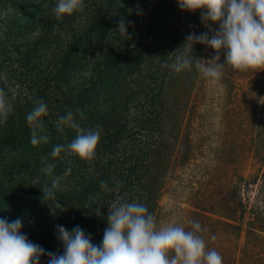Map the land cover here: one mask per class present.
<instances>
[{
    "label": "trees",
    "instance_id": "16d2710c",
    "mask_svg": "<svg viewBox=\"0 0 264 264\" xmlns=\"http://www.w3.org/2000/svg\"><path fill=\"white\" fill-rule=\"evenodd\" d=\"M10 3L12 8H7ZM54 5L55 0H0V91L4 90L3 85L10 74L16 76L20 89L27 90L25 94L17 90L15 98L10 101L13 113L11 111L0 123V206L17 197L31 216L34 212L44 214L41 190L49 188V181L59 177L62 171L61 154L52 158L49 155L51 150L42 163L54 166L51 176L39 168L41 162L38 158L46 154L45 144H30V128L25 122V115L35 101L42 99L47 105V115L42 117L43 132L48 121L55 122L58 116L69 111L88 109L90 128L99 126L100 133H105L112 130V126H122L116 120V112L120 108L122 112L126 111L129 97L138 98L137 104L143 110L140 116H132L127 122L140 137L115 149L110 147L111 142L109 146L96 145L97 155L104 150L113 158L106 166L101 165L102 157L93 161L90 189L91 185L92 189L99 188L96 183L111 174L114 178L118 176L119 190L127 193L125 199L145 204L152 189L145 180L152 165L149 155L158 146L144 141L143 135H153L156 126H166L168 87L174 75L161 64H170L182 51L178 47L189 32L199 34L209 32V28H198L197 11L179 10L176 0H84L82 13L65 15L59 21L52 12ZM121 17L130 21L127 24L129 38L115 30ZM209 27L212 31L216 29L211 22ZM202 46L194 44L193 50L196 52ZM206 50L204 64L213 55L210 48L206 47ZM220 56L219 62H222V52ZM71 79L76 83L72 87L68 86ZM65 83L67 85L62 90ZM212 83L213 87L206 93L204 105L207 110L212 108L210 105L215 95L223 91L227 97L224 103L227 105L226 115L231 111L228 105L235 104L237 109L239 107L238 126H262L264 129V69L238 71L225 67L221 78ZM49 90L54 94L50 98ZM182 92L187 93L188 89H182ZM232 100L234 103L231 104ZM46 131H52L51 127ZM42 133L38 132V135ZM116 137L114 132L112 138ZM17 147L22 151L10 154L9 151ZM193 151L190 144L184 151L182 163L188 162ZM259 156L256 147L251 158ZM69 161L70 172H74L79 163L72 157ZM71 174L68 185L53 190L55 196L73 188L86 191L84 171ZM72 179H76V183L71 182ZM242 180L238 175L234 199L230 202L222 197L220 202L212 204L213 211L216 209L222 219L217 223L233 228L237 232L236 238L243 231L240 224L248 213L245 240L232 264H264V236L261 235L264 226L260 224L264 212L258 210L260 199L264 198V171L253 180L259 190L249 210L240 196ZM104 195L110 197L112 193L105 192ZM77 204L83 205V202ZM192 208L189 219L181 224L188 230V221L196 220L204 230L200 218L207 219L203 215L207 211L201 207Z\"/></svg>",
    "mask_w": 264,
    "mask_h": 264
},
{
    "label": "rangeland",
    "instance_id": "374dc122",
    "mask_svg": "<svg viewBox=\"0 0 264 264\" xmlns=\"http://www.w3.org/2000/svg\"><path fill=\"white\" fill-rule=\"evenodd\" d=\"M6 6L12 8L11 3ZM196 15L198 28H204L205 26L200 22V10H197ZM194 50L189 53L190 68L180 73H174L170 81L167 108L169 116L166 126H156L153 135L147 133L143 135L145 136L143 137L144 141L147 140L148 143L158 146L157 150L153 149L154 151L149 155L152 165L145 180L152 189H150L144 205L154 217L157 227L187 221L189 211H192L194 206L205 208L207 213H203V215L207 219L200 218L205 227L199 234L206 242V250L215 249L222 257V264H232L233 259L238 255V248L245 240L244 227L248 213L245 214V219L240 224L243 231L236 238L237 232L233 228L217 223V220L222 219L216 214V209L213 211L212 204L218 200L220 202L222 197H226V200L230 202L234 199L235 189L238 186V175L243 178L240 182L242 201L247 204L248 210L250 205L255 203L259 188L253 184V180L264 171V129L262 126H238L239 107L237 109L235 104L228 105L231 106V111L226 115L227 97L223 91L215 95L210 110L205 108L206 93L214 83L202 78L199 70L195 67L197 62L204 65L206 47L203 45L196 49V52ZM72 69L75 70L73 67ZM194 74L196 76L192 78ZM128 79L131 80L133 77H128ZM75 84V80L71 79L68 86L72 87ZM66 85V83L62 85V90ZM3 87L2 92L10 101L15 98L17 90L23 94L27 91L24 88L20 89L16 76L11 74ZM182 89H188V92L184 93ZM51 92L52 90H49V98L54 95ZM127 101L126 111L122 112L120 108L116 112V120L122 126H112V130L101 132L97 146L112 144L110 147L113 149L119 145L130 143L133 139H139L140 136L137 135L133 126L127 122L132 116H140L143 110L138 105V98L129 97ZM230 103H234L233 100ZM181 104L184 106L181 107ZM81 112H83V117L77 118L76 122L81 128L90 129V110L83 109ZM73 115L77 117V111L73 112ZM49 127L54 133L46 131V128ZM114 132L117 134L115 139L112 138ZM42 134H46L49 139L44 145L46 154H42L38 158L41 162L39 168L45 166L42 163L48 156V152L52 150L53 145H66L75 136L74 130L68 128L57 132L55 123L52 121H48ZM109 142L111 143L109 144ZM190 144L194 150L193 155L189 154V160L184 164L182 156ZM256 147L260 156L252 159L251 155ZM20 151L22 148L17 147L9 152L17 154ZM61 156L62 171L58 177L57 188L68 185L71 173L76 174L79 171H84L87 177L86 191L82 192L73 188L59 193L55 197L61 207L54 215L49 214V205L46 204L51 201L43 199L41 205L44 214L41 215L34 212V216H31L28 208L19 203L17 197L16 201L11 199L5 201L7 205L0 206V217L7 218L9 221L19 217L22 222L20 231L25 233L30 241L44 248L46 252L50 251L57 255L61 254L63 249L55 238L54 225H62L69 231L74 226H79L86 234L90 235L92 243L99 244L106 227V222L101 217L106 214L107 206L117 197H127L126 191L122 190L111 192L112 195L107 197L104 194L105 192L110 193L108 191H103L98 187L92 189V185L90 189V177L94 174L93 161L102 157L101 165L106 166L109 161H112V154L110 156L104 150H100V154L91 161L79 159L68 152H62ZM71 157L79 163L74 172H70L72 167L69 159ZM115 158H118V155ZM103 179L109 188H113L118 176L114 178L110 174ZM31 182L34 183L32 180ZM51 182L49 181L50 184ZM71 182L76 183V179H72ZM96 185L98 186L99 183ZM260 201L258 210L263 213L264 198H261ZM78 202H83V205H78ZM97 208L101 217H97L94 212ZM217 211L220 209L218 208ZM228 223L232 222L228 221ZM260 224L264 226V220ZM261 235L264 236V233ZM213 236L215 239H212ZM39 264H47L46 255L40 257Z\"/></svg>",
    "mask_w": 264,
    "mask_h": 264
},
{
    "label": "clouds",
    "instance_id": "9594fccd",
    "mask_svg": "<svg viewBox=\"0 0 264 264\" xmlns=\"http://www.w3.org/2000/svg\"><path fill=\"white\" fill-rule=\"evenodd\" d=\"M179 10L194 12L200 10V22L209 32L195 34L189 32L172 62L162 63L173 73L189 69L191 61L189 53L194 44L210 48L213 55L207 63H196L202 78L210 82L218 81L222 70L229 67L233 70L245 71L264 69V0H176ZM84 0H55L52 9L54 18L61 20L65 15L74 12L82 13ZM209 22L216 25L215 31ZM119 18L115 30L129 38L127 24ZM223 53L221 60L220 53ZM12 111V104L0 91V123H3ZM47 115V105L40 99L25 115L26 125L30 128V144L48 142L43 132L42 117ZM83 112L77 110L58 116L55 123L57 132L65 128L75 132L74 138L65 144L53 145L50 152L52 158L62 152H68L79 159L91 161L96 156V145L100 139L99 126L83 129L76 122L82 118ZM52 164L41 168L45 175L51 176ZM59 185V178L53 177L51 186L41 190L44 201L49 205V214L54 215L61 207L53 191ZM120 184L115 182L109 188L105 181H99L103 191L118 192ZM101 217L99 209L94 210ZM106 222L99 244L91 242L90 235L79 226L70 231L62 225H54L55 238L63 251L57 255L46 252L40 245L30 241L20 231L21 219L17 217L9 221L0 217V264H39L42 255L47 256V264H222V257L215 249L206 250V242L201 233V225L196 220L188 221L190 227L185 230L181 223H172L157 227L154 217L144 204L117 197L107 206L106 214L101 217ZM212 239H215L213 236Z\"/></svg>",
    "mask_w": 264,
    "mask_h": 264
}]
</instances>
